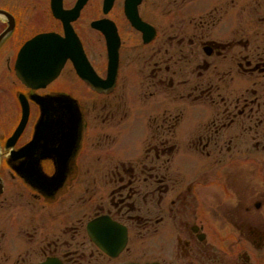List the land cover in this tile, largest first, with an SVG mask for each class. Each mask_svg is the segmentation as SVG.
<instances>
[{
  "label": "flooded vegetation",
  "instance_id": "af4514ba",
  "mask_svg": "<svg viewBox=\"0 0 264 264\" xmlns=\"http://www.w3.org/2000/svg\"><path fill=\"white\" fill-rule=\"evenodd\" d=\"M80 1L0 6V75L18 109L0 134V264H264V0ZM36 19L50 26L32 32ZM39 34L75 52L31 87L16 61ZM51 98L77 138L28 157ZM21 100L27 122L8 143ZM35 169L64 175L37 187L18 172Z\"/></svg>",
  "mask_w": 264,
  "mask_h": 264
},
{
  "label": "water",
  "instance_id": "95a60500",
  "mask_svg": "<svg viewBox=\"0 0 264 264\" xmlns=\"http://www.w3.org/2000/svg\"><path fill=\"white\" fill-rule=\"evenodd\" d=\"M60 2L61 0H52V4H54V11H56L55 4L60 5ZM82 2L83 1L81 0L79 4H82ZM138 29L141 31L145 30L141 23H138ZM51 35L52 34L38 35L28 41L21 49L16 61V68L19 70L18 76L24 82L35 85L38 84L35 82H41L36 81V79H40L45 83L58 73L60 67L67 57H70L73 60V54L75 52L74 43H66L65 40H57ZM1 37L2 36H0V39ZM108 52L109 70L107 81L111 79L113 81L117 61L116 41H110V39H108ZM45 58L47 59V63H42ZM80 73L85 78H88V80H91L90 83L92 85L99 83L95 78H93L94 75L92 73L89 76H86V74L82 71H80ZM92 79H95L96 83ZM55 100V98H51L46 100L44 99L41 102L42 111L40 118L36 124L33 140L24 148V152L28 155V157H32L39 150H41L44 144L45 149L46 143L64 141L68 138H70L69 141L74 142L77 138V121L67 122L61 120V114L58 112V108L53 105V101ZM27 114V106H24L21 121L10 139L16 138L17 135L22 131L26 122ZM73 116H77V114L75 113ZM52 153L53 157H55V155L57 154L55 153V151H53ZM45 154L49 155L51 153L43 152L42 155L38 157V159L45 156ZM18 172L25 180L29 181L31 184L36 185L37 187L41 186L40 183H46L56 186L63 173L58 169L55 175H53L52 177H46L38 169ZM113 238L114 237L112 236L110 243V247L112 248V250L114 248V245L112 244ZM101 239V235H96V242L101 246V248L112 254L111 251L105 248L106 238H104L103 241ZM42 264L56 263L47 261Z\"/></svg>",
  "mask_w": 264,
  "mask_h": 264
},
{
  "label": "rangeland",
  "instance_id": "374dc122",
  "mask_svg": "<svg viewBox=\"0 0 264 264\" xmlns=\"http://www.w3.org/2000/svg\"><path fill=\"white\" fill-rule=\"evenodd\" d=\"M23 3H28L31 6H33L34 4H41V7H43L47 5L48 0H42V1L40 0H0V6H7V7H11L13 5L16 6V4H23ZM39 13H37V15H40ZM30 15H32V12L30 13ZM35 18L36 17H33V19ZM32 22L33 23H31V28H30L32 32L38 29L41 30L43 29V27L50 26L48 21H45V20H44V23L42 24L38 21V19H36V21L33 20ZM48 28H52V27H48ZM92 55L95 56L96 61H99V64L104 63L105 57L100 54L99 50L97 51V49H95V55L94 53H92ZM66 71H68V68H66L64 72ZM65 75H69V74L66 72ZM7 78L8 76H6V74L0 75V134H1V137H2V134H6L7 132L11 133V131L13 130V125L16 122V118H17L16 116H17V111H18V109L17 110L14 109L17 107L13 106L10 100L11 94L8 93L7 91V83H6ZM63 80L64 79L62 78L56 83H54L50 89H55L56 87H58L57 85L61 84ZM71 83L74 84L73 81H71ZM2 160H3V163H5L4 157L1 158V161ZM5 166L6 165L4 164L3 167ZM37 207L38 208L36 209V215H39V206ZM32 260H34L33 257H31V261Z\"/></svg>",
  "mask_w": 264,
  "mask_h": 264
}]
</instances>
